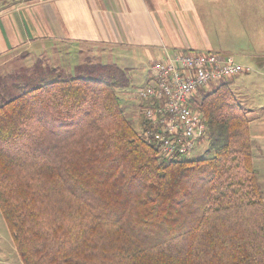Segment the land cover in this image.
I'll list each match as a JSON object with an SVG mask.
<instances>
[{
    "label": "trees",
    "instance_id": "obj_1",
    "mask_svg": "<svg viewBox=\"0 0 264 264\" xmlns=\"http://www.w3.org/2000/svg\"><path fill=\"white\" fill-rule=\"evenodd\" d=\"M129 71L39 60L0 80V211L23 264H264V195L233 91L200 95L202 158H164L126 113Z\"/></svg>",
    "mask_w": 264,
    "mask_h": 264
},
{
    "label": "crops",
    "instance_id": "obj_2",
    "mask_svg": "<svg viewBox=\"0 0 264 264\" xmlns=\"http://www.w3.org/2000/svg\"><path fill=\"white\" fill-rule=\"evenodd\" d=\"M227 3L232 5L226 0H4L0 3V80L34 65H15L18 55L53 53L60 44L69 49L60 59L48 57L45 63L73 70L81 65L78 45L99 44L110 49L105 63L145 71L148 83L152 64L168 57L189 52L230 55L222 50L226 45L220 38L225 23L231 24L221 20ZM256 4L264 0H233L232 6L250 14L247 8ZM233 79L226 83L237 98L235 81L230 85ZM242 108L251 109L253 161L264 195V106Z\"/></svg>",
    "mask_w": 264,
    "mask_h": 264
},
{
    "label": "built area",
    "instance_id": "obj_3",
    "mask_svg": "<svg viewBox=\"0 0 264 264\" xmlns=\"http://www.w3.org/2000/svg\"><path fill=\"white\" fill-rule=\"evenodd\" d=\"M247 70L233 56L212 52H189L152 64L149 82L138 91L146 122L139 131L164 158L189 155L205 138L206 121L198 107L201 90Z\"/></svg>",
    "mask_w": 264,
    "mask_h": 264
},
{
    "label": "rangeland",
    "instance_id": "obj_4",
    "mask_svg": "<svg viewBox=\"0 0 264 264\" xmlns=\"http://www.w3.org/2000/svg\"><path fill=\"white\" fill-rule=\"evenodd\" d=\"M233 5V0H226ZM228 4L221 9V20H230L225 23L224 30H220V38L225 42V47L222 50L234 57L235 61L241 66L248 68L246 72L234 77L230 85L235 81L234 88L237 99L242 107H250L251 105L264 106V4H256L252 8H247L250 14H244V10L239 12L241 8L233 7ZM243 7V6H242ZM235 19V22L233 21ZM231 43L230 45H227ZM72 46V45H71ZM69 47L58 45L53 53H44L32 55L25 53L18 55L17 64L31 65L39 60L48 62L47 59L61 58ZM77 58L79 64H107L109 62V47L99 44H81L78 45ZM80 51V54H78ZM79 55L81 59H79ZM262 57H260V56ZM50 57V58H48ZM45 59V60H44ZM62 62V61H61ZM34 63V64H35ZM49 66V65H48ZM129 70V69H127ZM131 76L130 87L120 92L123 105L129 119L134 127L139 130L138 119L142 115L143 100L139 97L138 91L146 85L147 72L141 70L129 71ZM222 83L210 86L214 88ZM209 88V89H210ZM201 90L200 95L209 92ZM200 97L198 98V100ZM246 105V106H245ZM251 109H246L245 115L249 120L248 112ZM208 146V141L204 138L200 140L192 153L186 155V158L195 159L202 158L204 151ZM0 264H23L17 252L13 236L5 222V219L0 211Z\"/></svg>",
    "mask_w": 264,
    "mask_h": 264
}]
</instances>
